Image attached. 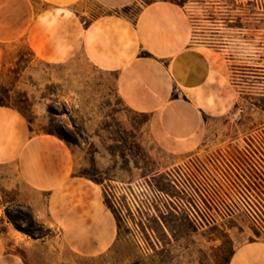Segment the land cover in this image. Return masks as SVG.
<instances>
[{"label":"rangeland","instance_id":"1","mask_svg":"<svg viewBox=\"0 0 264 264\" xmlns=\"http://www.w3.org/2000/svg\"><path fill=\"white\" fill-rule=\"evenodd\" d=\"M151 1L73 8L85 24L134 21ZM174 1L187 3L210 81L190 104L144 112L122 100L116 71L69 54L67 11L0 0V111L28 129L0 155V264H228L264 240V0ZM14 104L29 105L33 130Z\"/></svg>","mask_w":264,"mask_h":264},{"label":"crops","instance_id":"2","mask_svg":"<svg viewBox=\"0 0 264 264\" xmlns=\"http://www.w3.org/2000/svg\"><path fill=\"white\" fill-rule=\"evenodd\" d=\"M42 1L60 14L69 13L68 19L61 20L63 29L58 30L69 54L80 49L99 68L116 71L118 94L133 110L164 112L173 106H185L195 93H203L210 81V58L190 45L187 3L153 0L142 5L134 21L108 13L85 24L82 13L73 8L81 0ZM93 1L118 9L140 0ZM37 34H41L39 27ZM27 130L20 117L0 111V155L10 156L21 150ZM228 264H264V240L239 244Z\"/></svg>","mask_w":264,"mask_h":264},{"label":"trees","instance_id":"3","mask_svg":"<svg viewBox=\"0 0 264 264\" xmlns=\"http://www.w3.org/2000/svg\"><path fill=\"white\" fill-rule=\"evenodd\" d=\"M7 105V103L4 101V100H2V99H0V106H6ZM23 117H25L26 118V120H27V122H28V128L30 129V130H33V128L31 127V123H32V121H31V119H30V117H29V115H28V112H30L29 111V105H25V107H20L19 105H17V104H14V105H12ZM40 130H45L46 132H49V133H56V134H58L59 136H61V137H63V138H65L64 137V132L63 131H59V130H53V129H45V128H42V129H40Z\"/></svg>","mask_w":264,"mask_h":264},{"label":"built area","instance_id":"4","mask_svg":"<svg viewBox=\"0 0 264 264\" xmlns=\"http://www.w3.org/2000/svg\"><path fill=\"white\" fill-rule=\"evenodd\" d=\"M232 118L233 119H237L238 118V114L237 113H234L233 115H232ZM263 157V159H264V156H262ZM263 176V178H264V175H262ZM251 191L253 192V193H255V191H254V189H252L251 188ZM250 195V197H252L253 198V196H252V194H249ZM257 203V204H259V202L257 201V200H252V199H250L249 197H247V200L246 199H243V202L246 204V205H248V206H250V205H255V203ZM192 202H193V204H197V202H198V200L197 199H193L192 198ZM242 204H243V202L242 201H240ZM190 204V203H189ZM237 205V202H236V200H234L233 199V201H230L229 202V205L228 206H230V207H234V206H236Z\"/></svg>","mask_w":264,"mask_h":264}]
</instances>
